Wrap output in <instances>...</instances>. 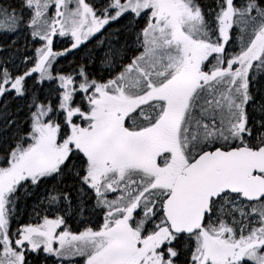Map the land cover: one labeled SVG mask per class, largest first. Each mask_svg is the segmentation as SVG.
I'll use <instances>...</instances> for the list:
<instances>
[{"label":"snow or ice","instance_id":"6c2138e0","mask_svg":"<svg viewBox=\"0 0 264 264\" xmlns=\"http://www.w3.org/2000/svg\"><path fill=\"white\" fill-rule=\"evenodd\" d=\"M0 36V264H264V0H0Z\"/></svg>","mask_w":264,"mask_h":264},{"label":"rangeland","instance_id":"374dc122","mask_svg":"<svg viewBox=\"0 0 264 264\" xmlns=\"http://www.w3.org/2000/svg\"><path fill=\"white\" fill-rule=\"evenodd\" d=\"M0 38L7 39L6 37H2V36H0ZM13 38H15V37H13ZM59 39H62V38H59ZM56 44H58V45H56L57 48H63V47L68 45V39H66L65 41L64 40H57ZM31 204H32L31 199H30L28 204L25 201H23L20 204V214L18 216V219L23 218V215H26V217L24 218V220H19V221L28 222V220L30 219V213H31L30 205Z\"/></svg>","mask_w":264,"mask_h":264},{"label":"trees","instance_id":"16d2710c","mask_svg":"<svg viewBox=\"0 0 264 264\" xmlns=\"http://www.w3.org/2000/svg\"><path fill=\"white\" fill-rule=\"evenodd\" d=\"M71 59H72V57H69V60H71ZM61 63L66 65L67 62L62 60ZM29 201H30V199L26 200L25 202L28 204ZM25 217H26V215H23V218L18 219V220H24Z\"/></svg>","mask_w":264,"mask_h":264}]
</instances>
